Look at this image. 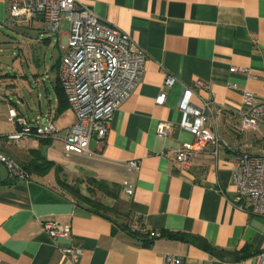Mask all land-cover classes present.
I'll list each match as a JSON object with an SVG mask.
<instances>
[{
    "label": "crops",
    "instance_id": "obj_1",
    "mask_svg": "<svg viewBox=\"0 0 264 264\" xmlns=\"http://www.w3.org/2000/svg\"><path fill=\"white\" fill-rule=\"evenodd\" d=\"M78 1L129 34L146 54L144 69L130 95L113 111L104 142H90L94 154L66 157L63 138L75 115L59 99L58 70L69 31V22L62 20L67 30L60 28L49 63L44 55L34 65L40 74H48L56 100L52 119L61 122H51L57 130L54 138L42 139L51 148L28 147L17 158L1 145L19 164L30 158L32 149L53 164L44 176H11L1 168L0 264H166L167 254L178 256L181 264H257L264 250V218L233 202L231 168L238 154L261 151H242L230 139L240 135L234 136V131L247 129L241 123L246 110L241 91L256 100L264 98V0ZM6 18V0H0V26L8 24ZM22 21L46 33L47 38L39 34L37 40L50 44L55 34L45 30L42 16ZM168 76L174 82L165 86ZM197 79L210 85L220 109L206 123L220 141L217 154L215 143L208 142L183 166L172 150L191 144L194 137L180 128L178 105L184 86ZM162 93L165 99L159 104ZM198 95L208 96L203 90ZM191 100L201 105L196 95ZM50 117L48 113L43 118ZM64 117H70L67 123ZM159 123L170 127L165 138L156 133ZM48 148L64 156L52 157ZM133 159L139 168L128 170L127 162ZM129 185L134 186L132 195L125 192ZM46 218L69 227L70 237L50 238L41 226ZM124 222L158 236L144 243L121 226ZM180 234L201 238L214 251ZM66 244L81 249L72 260L60 249Z\"/></svg>",
    "mask_w": 264,
    "mask_h": 264
},
{
    "label": "built area",
    "instance_id": "obj_2",
    "mask_svg": "<svg viewBox=\"0 0 264 264\" xmlns=\"http://www.w3.org/2000/svg\"><path fill=\"white\" fill-rule=\"evenodd\" d=\"M8 24L20 20H32L42 16L44 27L57 35L62 20L69 22V31L62 54L58 78L68 108L75 115L63 138V150L66 157L86 159L94 152L90 142L103 143L111 115L120 102L126 99L138 84L144 69L146 54L136 46L129 34L99 18L92 8L78 0H6ZM231 71L248 72L242 67H232ZM174 78L167 77L165 86L173 84ZM230 87L235 88L234 84ZM203 90L207 97H200ZM196 95L201 105L192 102ZM242 104L246 110L242 116V128H255L264 125V98L256 100L246 91H241ZM162 93L157 103L162 104ZM178 109L181 114L180 128L190 132L194 141L191 144L172 150L176 161L187 165L194 153L204 150L208 142H214L217 154L219 138L212 134L206 123L212 120V113L220 114L215 107L210 85L195 80L183 88ZM9 120L16 125L15 132L6 135L7 141H17L24 137L51 139L57 132L50 120L30 122L15 109L9 110ZM170 127L159 123L156 133L167 137ZM1 136V135H0ZM6 168L11 176H27L21 166L1 150L0 172ZM128 170L139 168L137 160L127 162ZM231 181L235 189L234 203L248 213L264 218V149L259 154L240 153L233 161ZM134 186L129 185L125 192L132 195ZM43 230L52 239L69 238L70 228L62 226L52 219H42ZM132 229L139 227L134 225ZM145 231L144 229H141ZM158 236V234H153ZM60 249L70 260L78 255L80 248L66 244ZM166 264H181V259L172 254L165 256ZM257 264H264V250L258 255Z\"/></svg>",
    "mask_w": 264,
    "mask_h": 264
},
{
    "label": "rangeland",
    "instance_id": "obj_3",
    "mask_svg": "<svg viewBox=\"0 0 264 264\" xmlns=\"http://www.w3.org/2000/svg\"><path fill=\"white\" fill-rule=\"evenodd\" d=\"M21 21L0 26V140L2 147L11 151L17 158L24 155L28 147L41 146L46 149L51 146L49 141L27 136L17 141H7L6 135L16 130L15 123L9 120L10 108L17 109L16 111H20L27 119L34 120L35 117L38 122L49 113L52 123L55 122L57 126L61 124L59 117L52 119L56 100L48 74L44 70L40 74L34 69L37 57L42 59L45 55L46 62L49 63L57 35L50 37V44L44 43L42 40H37V37L42 34L41 38H47L46 33L36 29L33 24ZM65 30L67 27L63 22L61 31ZM36 72L37 76L34 75ZM64 119L67 123L70 117ZM242 131V133L234 131V136L240 135L235 139L231 138L230 141L236 143L242 151L260 152L264 146V125ZM59 152L55 149L50 152V156L63 157V152Z\"/></svg>",
    "mask_w": 264,
    "mask_h": 264
},
{
    "label": "trees",
    "instance_id": "obj_4",
    "mask_svg": "<svg viewBox=\"0 0 264 264\" xmlns=\"http://www.w3.org/2000/svg\"><path fill=\"white\" fill-rule=\"evenodd\" d=\"M60 88H61V86H60ZM61 91H62V88H61ZM59 99H60L61 105L63 104V101H64V104L67 105L63 91L60 93ZM52 164H53L52 161L48 160L44 155H42L38 149H32V150H30V158L27 161L20 163L19 165L24 170L26 175L33 174V175H38V176H44L51 169ZM58 184L66 186L67 188H70L63 181L58 180ZM121 226L124 229H126L134 237L141 239L144 243H149L156 236V235H153L154 234L153 232L150 234L147 231H142L141 227L138 229H132L131 227H129L128 222L127 223L124 222ZM160 235H163V233H161ZM180 235H181L180 238L183 240H186V241L191 242V243H196L201 248H203L205 250H208L211 252L214 251V249L205 240H203L201 238H198V237H196L194 235H190V234H188V235L187 234H180ZM176 236H177V234H176ZM223 253L225 255L236 256V253L233 251L223 250Z\"/></svg>",
    "mask_w": 264,
    "mask_h": 264
}]
</instances>
